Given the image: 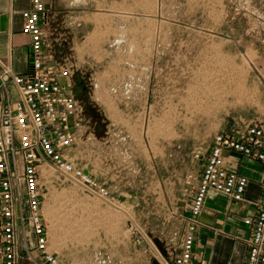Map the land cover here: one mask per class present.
<instances>
[{
    "label": "rangeland",
    "instance_id": "obj_1",
    "mask_svg": "<svg viewBox=\"0 0 264 264\" xmlns=\"http://www.w3.org/2000/svg\"><path fill=\"white\" fill-rule=\"evenodd\" d=\"M49 12L48 50L84 109L76 166L111 191L46 166L51 248L130 257L139 241L142 264H160L179 252L214 138L264 127V0H50Z\"/></svg>",
    "mask_w": 264,
    "mask_h": 264
},
{
    "label": "built area",
    "instance_id": "obj_2",
    "mask_svg": "<svg viewBox=\"0 0 264 264\" xmlns=\"http://www.w3.org/2000/svg\"><path fill=\"white\" fill-rule=\"evenodd\" d=\"M23 17V32L31 38L28 72L17 74L11 65L0 60V264H20L18 235L27 226L35 237L25 250L27 258L35 264H65L50 247L41 184L44 168L50 167L99 199L107 201L111 191L76 166L73 152L84 109L75 94L71 66L56 60L48 50L47 0H33L32 8L24 11ZM228 152L264 166V127L249 125L214 138L204 158L179 252L170 258L160 257V264H193L199 218L211 192L235 202L245 201L249 179L226 167ZM245 224L251 228L245 241V264H264V187L257 214L246 218ZM94 264L115 263L110 255L97 252Z\"/></svg>",
    "mask_w": 264,
    "mask_h": 264
},
{
    "label": "crops",
    "instance_id": "obj_3",
    "mask_svg": "<svg viewBox=\"0 0 264 264\" xmlns=\"http://www.w3.org/2000/svg\"><path fill=\"white\" fill-rule=\"evenodd\" d=\"M32 1L0 0V60L11 65L17 74H25L29 70L31 38L23 32V12L32 8ZM47 6L49 12L50 0H47ZM83 24L88 28L89 25L86 21L81 22L78 27H82ZM94 30L95 28L92 32ZM92 40L93 36L89 38L90 42ZM85 42L83 41L82 44ZM88 59L94 62L93 57L88 56ZM225 157L228 169L237 171L249 179L245 201L235 202L226 195L210 193L204 211L199 218L200 226L193 264L246 263L248 250L245 241L251 234V228L245 224V219L255 217L258 212V203L261 200L264 187V166L260 162L243 158L231 152L226 153ZM23 230L21 229L18 235L22 251L20 264H35L25 254L27 247L34 243L35 237L29 226ZM139 243V241L135 242L132 247L133 251L129 252L130 257L109 255L113 256L115 264H142L146 251L144 254L142 245ZM51 250L65 264L80 262H82L81 264H94V255L67 257L60 251L53 248Z\"/></svg>",
    "mask_w": 264,
    "mask_h": 264
},
{
    "label": "bare ground",
    "instance_id": "obj_4",
    "mask_svg": "<svg viewBox=\"0 0 264 264\" xmlns=\"http://www.w3.org/2000/svg\"><path fill=\"white\" fill-rule=\"evenodd\" d=\"M240 104H242V103H244V100H242V99H239V101H238ZM108 202V201H107ZM122 209V208H121ZM128 214V213H127Z\"/></svg>",
    "mask_w": 264,
    "mask_h": 264
}]
</instances>
